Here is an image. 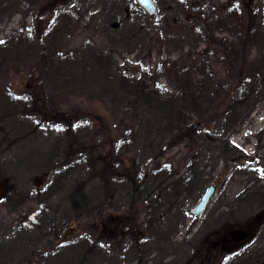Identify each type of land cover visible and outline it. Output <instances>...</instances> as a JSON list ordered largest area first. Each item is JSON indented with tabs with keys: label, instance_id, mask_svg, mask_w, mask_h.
I'll return each instance as SVG.
<instances>
[{
	"label": "rangeland",
	"instance_id": "obj_1",
	"mask_svg": "<svg viewBox=\"0 0 264 264\" xmlns=\"http://www.w3.org/2000/svg\"><path fill=\"white\" fill-rule=\"evenodd\" d=\"M15 1L0 11V264H134L115 236L88 240L118 184L136 206L132 187L155 182L181 214L213 183L207 207L234 226L264 208V0H156L153 15L135 0Z\"/></svg>",
	"mask_w": 264,
	"mask_h": 264
},
{
	"label": "flooded vegetation",
	"instance_id": "obj_2",
	"mask_svg": "<svg viewBox=\"0 0 264 264\" xmlns=\"http://www.w3.org/2000/svg\"><path fill=\"white\" fill-rule=\"evenodd\" d=\"M20 1L26 4L25 7L28 6V0ZM67 1L69 0H58V3L66 6L67 9L72 8L74 5L72 6ZM51 2L53 1L49 2L50 5ZM15 4H17L15 0H2L0 11H7ZM19 6L23 8L22 5L19 4ZM234 40L235 38L233 42ZM224 42L228 45L227 49H230L233 45V42L228 40H224ZM221 44L217 42L216 48H219L218 46ZM205 132L203 134L204 139L209 135L208 130H205ZM185 176L186 183L189 185L193 173L191 174L188 171ZM137 183L139 182L133 184ZM155 184V182L147 184L142 182L140 185L132 187V189H135L133 191L134 202L137 195L136 206H128L125 204V199L122 200L124 198L123 190L125 189L123 185L121 187V184H118L116 189L109 186V193L106 195L103 208L100 210L103 216L100 231L95 239H88L91 241L90 245L96 249H109L107 247L109 242L113 246L117 244L115 239H109L115 236L116 239L120 240L119 253L123 255L126 251H132L133 256L131 259L134 260V264H239L236 262L238 256L243 254L246 258H251L250 253L255 255L257 263L264 264V230L262 232L263 241L252 246L254 242L253 233H255L256 228L259 227V222H262L264 217L255 222L254 227L249 229L250 233L246 239L239 240L238 234L233 233L234 225L227 224L230 221V215L226 213L224 207H217L218 205H216L217 209L214 207L211 212L210 206L207 207L213 194L200 214H195L194 203L187 206L182 204L183 212L181 214L173 213L171 211L173 206L167 202L156 203L157 188ZM209 185L214 186V193L216 185L213 183L206 185L203 192ZM203 192L199 193L198 200L202 197ZM114 200H117L115 204ZM112 209L116 212L115 216L112 213H110L112 215H109ZM214 211L217 212L214 213ZM186 216H191L192 221L195 222L186 224L187 227L185 228L183 224L186 222ZM206 217L209 221H217L219 226L208 228L206 224H202V222H206ZM182 233L184 236L180 235ZM123 258H121L122 261H124ZM241 264L252 263L245 260Z\"/></svg>",
	"mask_w": 264,
	"mask_h": 264
},
{
	"label": "water",
	"instance_id": "obj_3",
	"mask_svg": "<svg viewBox=\"0 0 264 264\" xmlns=\"http://www.w3.org/2000/svg\"><path fill=\"white\" fill-rule=\"evenodd\" d=\"M136 2L142 7V9H144L149 15H152L156 9V5L154 3V0H136ZM204 194L202 195V197L200 198V201H198L197 203H195L194 205V211L195 214L200 213L204 207V205L206 204L207 200L209 199V197L212 195L213 193V186H209L205 192H203ZM264 215V209L262 211H260L259 213H257L251 221H248V223H246L242 228H238L235 227L233 228V233H237L238 234V239L242 240L244 239L247 235L248 232L247 229L252 227V224L260 219L262 216Z\"/></svg>",
	"mask_w": 264,
	"mask_h": 264
},
{
	"label": "trees",
	"instance_id": "obj_4",
	"mask_svg": "<svg viewBox=\"0 0 264 264\" xmlns=\"http://www.w3.org/2000/svg\"><path fill=\"white\" fill-rule=\"evenodd\" d=\"M102 63H104V66L103 67H105V68H107L110 64H109V62L107 63V62H102ZM108 65V66H107ZM110 68H111V65H110ZM115 68H117L116 66H115ZM125 78L126 77H123V75L122 76H119L118 77V79L120 80V82L121 81H125ZM136 82V81H135ZM137 84H139L138 82H137ZM121 85V84H120ZM133 85V84H132ZM123 86V85H122ZM126 90H129V91H132V90H134V88H136V86H131V87H125V86H123ZM141 100H142V102L143 101H145V102H147V103H149L152 99L150 98V96H147L145 93L143 94V92H142V94H140V97H139ZM174 111H175V109H174ZM177 112V111H176ZM168 114V113H167ZM233 115L232 116H228L227 117V122H228V120H232V118H235L236 117V110L232 113ZM174 115H175V113H173V112H171L170 114H168V116H171V117H174ZM183 115H182V117H180V118H182L183 119ZM181 122V121H180ZM226 122V121H225ZM222 124H224V122L222 123ZM85 259V258H84ZM84 259H82V260H84ZM107 257L105 258L104 256L102 257V258H100L99 259V261L98 260H94L95 262H92V264H95V263H106L107 262ZM81 261V260H80ZM60 262V261H59ZM61 262H63V261H61ZM81 264H82V262H81Z\"/></svg>",
	"mask_w": 264,
	"mask_h": 264
},
{
	"label": "bare ground",
	"instance_id": "obj_5",
	"mask_svg": "<svg viewBox=\"0 0 264 264\" xmlns=\"http://www.w3.org/2000/svg\"><path fill=\"white\" fill-rule=\"evenodd\" d=\"M16 18H17V17H16ZM16 18H14V19H16ZM253 217H254V216H253ZM253 217H252V218H253ZM252 218H251L250 220H252Z\"/></svg>",
	"mask_w": 264,
	"mask_h": 264
}]
</instances>
